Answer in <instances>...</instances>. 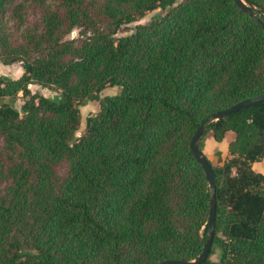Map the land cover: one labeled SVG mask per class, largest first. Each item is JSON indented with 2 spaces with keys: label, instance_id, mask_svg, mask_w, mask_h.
<instances>
[{
  "label": "trees",
  "instance_id": "16d2710c",
  "mask_svg": "<svg viewBox=\"0 0 264 264\" xmlns=\"http://www.w3.org/2000/svg\"><path fill=\"white\" fill-rule=\"evenodd\" d=\"M245 1L264 21V0ZM157 8L165 14L116 35ZM258 18L236 0H0V61L23 66L0 75V264L198 257L212 190L191 140L210 115L264 93ZM108 86L120 92L102 97ZM20 92L19 109L7 98ZM89 98L100 110L78 135ZM229 131L216 166L202 137ZM198 144L214 171L220 249L201 264H264V173L253 168L264 102L207 123Z\"/></svg>",
  "mask_w": 264,
  "mask_h": 264
},
{
  "label": "rangeland",
  "instance_id": "374dc122",
  "mask_svg": "<svg viewBox=\"0 0 264 264\" xmlns=\"http://www.w3.org/2000/svg\"><path fill=\"white\" fill-rule=\"evenodd\" d=\"M20 1H22V0H15L16 3L20 2ZM165 12H166V10H163L161 8H157L155 10L148 11L147 14L143 18H141L135 22L123 25L122 28L118 31V33L116 35L122 36V35L130 34L132 31H134L137 24L149 23L153 19L159 18L160 16L165 14ZM28 13H29V19L31 21L36 20L38 18V15H39L38 10H34V8L30 7L28 10ZM12 24H13V21L10 22V25H12ZM11 30L14 31L15 33H18L13 28H11ZM78 35H79V29L75 28L68 35V38L78 37ZM22 73H23V66H22L21 62H15L13 64H4L3 62L0 61V75H6L10 78L17 79L22 75ZM30 88H31L32 92H34V93L39 92V93H42L44 95L53 96V97H56L58 95V91L49 89V88L44 87L38 83L31 84ZM119 92H120V88L118 86H108L101 91L100 95L103 97L106 95L117 94ZM7 100H11L12 103L14 104V106H16L17 108L20 109L21 105L24 102V97L22 96V93L20 92L15 98H13V99L7 98ZM78 107L80 109L81 117H82L81 125H80L79 131H78V135H80L81 133H83L85 131L87 118L90 115H94V114L99 112L100 101L97 99L89 98V99H86V101L84 103L79 104ZM227 135H229V134H227ZM212 139H213V137L210 133L202 137L201 144L203 147V152L207 156L210 157V160L214 165L222 166L224 164V162L228 159V150L225 149L224 152L222 153L221 145L217 146L216 143L213 142ZM263 165L264 164L261 163L258 166L259 171H261L260 168ZM61 170H63V168H61ZM261 172L264 173V171H261ZM212 246H214V245L212 244ZM214 247H215L216 252L211 255V258L214 260H219L220 249L218 246H214Z\"/></svg>",
  "mask_w": 264,
  "mask_h": 264
},
{
  "label": "water",
  "instance_id": "95a60500",
  "mask_svg": "<svg viewBox=\"0 0 264 264\" xmlns=\"http://www.w3.org/2000/svg\"><path fill=\"white\" fill-rule=\"evenodd\" d=\"M236 2L245 9L248 13L251 14L252 17L258 18L256 14L253 11V5L247 3L245 0H236ZM258 20L262 23L264 21L261 18H258ZM264 102V93L255 97L244 99L234 105H232L229 108L220 110L209 117H207L201 125L198 127L197 131L195 132L192 140H191V148L194 152L195 157L199 160V162L204 167V170L206 172L209 186L212 190V196L210 199V212H209V219H208V226H209V237L207 238V241L205 243L204 250L202 253L196 257L195 259L190 260H184V259H167V260H161L155 263L150 264H201L203 261H205L211 253V248L213 244V238H214V222L216 218V208H217V198H216V190H215V178H214V171L213 167L209 161V159L202 153V151L199 148V139L202 136V134L205 131V126L207 123L216 121L222 117H225L227 115H230L234 112L239 111L240 109L247 108L250 106H254L257 104H261Z\"/></svg>",
  "mask_w": 264,
  "mask_h": 264
},
{
  "label": "crops",
  "instance_id": "0c3cea01",
  "mask_svg": "<svg viewBox=\"0 0 264 264\" xmlns=\"http://www.w3.org/2000/svg\"><path fill=\"white\" fill-rule=\"evenodd\" d=\"M227 134H229V135H227V136L224 138V140L221 141V143H220V142L218 143V141H216L214 138L212 139L213 142H215L217 146H218V145H219V146L221 145V147H222V153L224 152L225 149L228 150L229 142H230V141L234 138V136H235V133H234L233 131H229ZM208 158L210 159L209 156H208ZM259 162H260V163H259ZM259 162H255V163L253 164V168H254L255 170H257V171H259V167H258V166H259L261 163L264 164V159H263L262 161H259ZM260 170H261V171H264V165L260 168Z\"/></svg>",
  "mask_w": 264,
  "mask_h": 264
}]
</instances>
